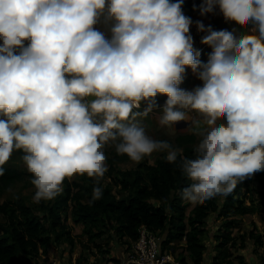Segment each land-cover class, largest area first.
I'll return each mask as SVG.
<instances>
[{
	"label": "clouds",
	"instance_id": "9594fccd",
	"mask_svg": "<svg viewBox=\"0 0 264 264\" xmlns=\"http://www.w3.org/2000/svg\"><path fill=\"white\" fill-rule=\"evenodd\" d=\"M182 4L0 0V113L6 116L0 118V165L13 149H23L35 200L54 197L66 176H102L109 140L132 160L167 149L166 159L175 162L181 149L131 122L153 110L150 100L133 111L157 93L167 94L161 125L188 121L185 109H201L212 122L194 146L197 154L180 157L192 175L184 195L228 192L238 177L264 169V0H203L201 15L219 5L251 26L196 21L206 33L202 42H215L205 61L199 50L194 54L193 21ZM105 11L114 21L110 38L94 27ZM186 65L204 77L194 90L179 87ZM101 194L95 186L94 198Z\"/></svg>",
	"mask_w": 264,
	"mask_h": 264
},
{
	"label": "trees",
	"instance_id": "16d2710c",
	"mask_svg": "<svg viewBox=\"0 0 264 264\" xmlns=\"http://www.w3.org/2000/svg\"><path fill=\"white\" fill-rule=\"evenodd\" d=\"M182 9L190 13L197 11L199 6L196 0H183ZM28 43V40L24 41L25 46ZM1 118L6 119V116ZM195 140V134L177 138L181 144L194 143ZM23 151L19 149L20 153ZM194 154H197V149L187 145L175 162H169L164 155L154 164L145 161L131 170H116L111 166L108 173L111 182L106 186L103 175L96 178L83 176L80 181H71L66 176L54 197L41 198L35 204H30L24 196L5 199L0 202V264H13L20 256L28 260L36 259L49 247L62 244L74 248L80 243L86 249L100 251L104 247L101 238L108 233H112L108 236L117 234L119 238H127L130 247L137 240L141 227L162 235L163 250L177 249L172 243L184 240V250L189 253L192 264H205L207 246L202 238L213 213L224 220V230L217 237V254L213 259L215 264L231 263L229 260L233 254L230 245L235 244L236 238L231 236L229 229L236 222L235 217L260 212L261 203L256 204L254 194L263 193L252 188L250 180L238 177V182L226 193L222 205L216 203L215 197L200 198L187 214L188 205L194 199L182 193V186L192 179V175L181 166L180 157ZM0 167L5 169L0 175V195L23 181L35 186L32 183L33 174L20 165L7 161ZM249 176L251 180L256 178L264 189V169ZM113 185L119 187V194L113 192ZM95 186L102 189L98 198L93 196ZM70 214L73 222L82 226L81 234H74V226L68 223ZM248 236L256 244H260L263 237L254 232ZM178 259L183 264H190L184 256H178ZM79 261L88 262L84 259ZM241 264H246L243 259Z\"/></svg>",
	"mask_w": 264,
	"mask_h": 264
},
{
	"label": "rangeland",
	"instance_id": "374dc122",
	"mask_svg": "<svg viewBox=\"0 0 264 264\" xmlns=\"http://www.w3.org/2000/svg\"><path fill=\"white\" fill-rule=\"evenodd\" d=\"M203 0H196V3L198 6L201 5ZM193 6V5H192ZM191 6V7H192ZM185 15L190 16L192 18V24L190 25L189 31L193 38V50L194 54L197 50H199V59L201 61H205L207 56L210 53L211 47L214 45V41L210 43H203L201 40V37L205 35V32H202L198 30L196 21H202L205 26H215L217 24H224V23H230V24H236L241 29H244L245 31H249L250 25L249 22L243 20L239 16L235 15H229L226 14L224 8L222 6H215V9L213 12H208L204 15H201L200 10L193 11L190 13H186L183 9ZM114 21L110 19L106 11L102 12L100 16L98 17L97 23L94 25L98 30L102 31L106 38L111 37V27ZM0 43H2V40H0ZM15 54H19L21 49L19 47H16L13 49ZM186 73L184 74V79L180 83L179 87H182L186 90H194L200 83H202L204 77L199 76L197 73L193 72L191 66L186 65L185 68ZM69 75V74H66ZM86 99H92V97H88ZM167 99L166 93H157L154 98H147L145 101L148 100V102H142L141 101V109L134 108L133 111H139L142 110V108L147 107L150 100L155 101V107L152 111H150L146 116H138L135 117L134 120L131 122H135L138 124V126H141L144 128L145 133L154 139L158 140H167L170 142V144L175 147L179 148L182 151L179 154H182L184 151V148L187 145H193L195 146L198 144L201 136L203 135V132L207 129V126L212 123L211 121H208L205 118V114L203 110L201 109H185L187 115H188V121L181 120L175 122V126H173L172 122L169 124L161 125L159 122V117L161 115L162 106L165 104V101ZM160 106V108H159ZM161 109V110H160ZM2 113H0V118L2 117ZM221 117H218L220 119ZM125 123H128V121H125ZM191 125V127H188V125ZM196 135V140L194 143H185L181 144L177 142V138L179 136H185V135ZM102 151L105 154V165L106 170L103 174L105 182L104 186H106L108 183L111 182V177L108 175L110 172L111 166H113L116 170H131L138 167L139 164L144 163L147 161L149 164H154L158 158H161L164 155H167V149L164 150H154L150 154H146L142 157L141 160L135 161L132 160L126 153H119L116 151L115 142L109 140L103 145ZM24 152V151H23ZM24 153H20L19 149H13L12 155L9 157V162H14L17 165H20L22 169L27 170L26 164L23 160ZM28 171V170H27ZM29 172V171H28ZM83 176H89L87 173L79 174L75 173L72 176H70L71 181L78 180L80 181ZM115 176L119 177L118 174L115 173ZM93 178H96L97 176H92ZM241 180H250V186L260 192L263 193V195L254 194L256 198V204H260V212L258 214H249L245 216H238L235 217V223L231 229H229V232L231 233L232 237L236 238L235 246H231V252L233 254V257L229 260L232 264H241V258L246 259V254L248 255H255L258 259H261L260 261L264 264V204L262 203L264 201V189L259 184L258 180L256 178L250 179V176L242 177ZM238 182V179H237ZM234 188V187H233ZM232 188V189H233ZM36 190V187L30 184H27L26 182H20L16 184L14 187H12L8 192L3 193L0 195V202H3L5 199L14 200L20 196H24L28 199V202L30 204H35L37 200H35L34 192ZM113 192L116 194H119V187L116 185H113ZM227 192H218L214 196H211V198H216V203L219 205H222L223 201L225 200V195ZM121 197V195L119 196ZM200 198L194 199L192 202L189 203L187 208V214H190L192 208L194 207V204L199 200ZM223 222L224 220H221L219 217H217L216 213H213L209 218V225L207 226V231L205 235L202 238V241L204 244H206L207 249H209V252H215V255L217 254V237L223 233ZM68 223L72 226H74V234L78 235L81 234L83 231L82 226L76 225L73 220L70 219ZM250 232H254L255 234H262L263 237L261 239L260 244H256L255 241L251 238H249L248 234ZM112 234V233H108ZM108 234L104 235V237L101 238L102 244H103V250L98 251L96 248H84L80 243H78L74 248H71L68 244H62L61 246H51L47 249L46 253L41 252V255L34 259L33 261H30L25 256H20L18 260H16L13 264H46L49 260V258L53 257L52 255L63 258L65 255V258H68V262H74L79 260H87L88 263L91 264H105L103 263V260L108 258L107 254H109V249L111 251V248L113 247L114 241L117 240L118 237L117 234L115 236H108ZM244 236L246 238H244ZM87 236L84 238L86 240ZM172 246H176L177 249H174L179 257L184 256L189 263H192V260L189 258V253L184 250V245L181 243V241H174L172 243ZM170 249V248H169ZM104 250H108L106 253ZM172 250V249H171ZM52 252L51 256L49 257V253ZM102 253V254H101ZM111 253V252H110ZM214 255V256H215ZM208 262L205 264H215L214 259L207 257Z\"/></svg>",
	"mask_w": 264,
	"mask_h": 264
},
{
	"label": "built area",
	"instance_id": "2783aa9c",
	"mask_svg": "<svg viewBox=\"0 0 264 264\" xmlns=\"http://www.w3.org/2000/svg\"><path fill=\"white\" fill-rule=\"evenodd\" d=\"M183 264L171 249L163 250V237L147 227L139 229L137 240L132 242L122 264ZM59 264H91L86 261L63 262ZM223 264H231L225 262Z\"/></svg>",
	"mask_w": 264,
	"mask_h": 264
},
{
	"label": "crops",
	"instance_id": "0c3cea01",
	"mask_svg": "<svg viewBox=\"0 0 264 264\" xmlns=\"http://www.w3.org/2000/svg\"><path fill=\"white\" fill-rule=\"evenodd\" d=\"M185 68H186V66H185ZM185 73H186V71H185ZM155 105H154V107H155ZM159 108H160V106H159ZM116 239L117 240L114 241V244H113V247L111 248V251L109 249V254H107L108 258L103 260V263H105V264H122L123 260L126 258V254L128 252V247H129L128 239L124 238V237L123 238L117 237ZM184 242H185L184 240L181 241V243L183 245H184ZM173 251H174V254L176 256H178V254L176 253V251L174 249H173ZM51 253L52 252L49 253V257L53 254V253L52 254ZM214 255H215V252H211V254H210L209 249H207L206 254H205L206 263L208 262V260H206L207 257H210L213 259ZM52 256L53 257L49 258V260L46 264H59V263H63V262H68L67 261L68 258H65V255L63 256V258H60V256L59 257H56L54 255H52ZM263 257H264V255H263ZM189 258H190V256H189ZM239 258L243 259L246 264H263L260 261L261 259H258L257 257H255V255L246 254V259L241 258V257H239ZM33 260L34 259H31L30 261H33ZM190 264H192V263H190Z\"/></svg>",
	"mask_w": 264,
	"mask_h": 264
},
{
	"label": "water",
	"instance_id": "95a60500",
	"mask_svg": "<svg viewBox=\"0 0 264 264\" xmlns=\"http://www.w3.org/2000/svg\"><path fill=\"white\" fill-rule=\"evenodd\" d=\"M167 264H171V263H167Z\"/></svg>",
	"mask_w": 264,
	"mask_h": 264
}]
</instances>
